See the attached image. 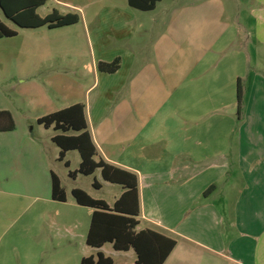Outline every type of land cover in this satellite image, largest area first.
<instances>
[{
  "label": "crops",
  "instance_id": "1",
  "mask_svg": "<svg viewBox=\"0 0 264 264\" xmlns=\"http://www.w3.org/2000/svg\"><path fill=\"white\" fill-rule=\"evenodd\" d=\"M53 13L79 21L13 24L18 35L0 39V81L19 83L17 97L0 98L16 126L0 132V264H80L112 247L87 245L94 210L72 191L112 207L126 190L100 169L70 177L79 152L60 161L53 138L64 133L37 122L76 104L85 105L95 161L138 178L137 231L177 241L164 264H264V0H161L148 12L128 0H48L37 10ZM144 20L158 35H142ZM86 50L91 65H68ZM116 58L115 74L97 70ZM53 174L66 202L52 198ZM81 177L93 178L89 188ZM107 187L118 188L110 202L94 194ZM16 218L28 225L8 231L4 221ZM119 253L136 260L133 250Z\"/></svg>",
  "mask_w": 264,
  "mask_h": 264
},
{
  "label": "trees",
  "instance_id": "2",
  "mask_svg": "<svg viewBox=\"0 0 264 264\" xmlns=\"http://www.w3.org/2000/svg\"><path fill=\"white\" fill-rule=\"evenodd\" d=\"M161 0H128L132 8L141 11H153ZM48 0H0V8L6 18L20 29H34L48 26L58 28L78 23L77 15L60 16L57 13L41 18L37 10ZM18 31L11 29L0 20V39L13 38ZM121 59L112 62H99L97 70L104 74H115L121 68ZM238 102L241 109V87L238 86ZM240 111V110H239ZM39 125L46 129L53 128L64 135L53 138V142L61 149L60 161H64L69 151H78L81 163L78 171L69 172L70 177L78 174L92 176L101 170L106 182L122 186L126 192L110 207L106 202L97 200L81 189L72 191L75 202L94 210L90 228L86 237L88 246L100 249L111 244L115 251L128 252L133 250L136 260L133 264H164L177 241L159 232L146 229L137 231L140 215L138 178L134 173L117 168L104 161H95L97 148L87 131L85 105L76 104L67 109L40 118ZM15 121L8 111H0V132H10L15 129ZM76 132L77 136L65 135ZM69 167L68 163H65ZM93 186L98 188L97 181ZM52 198L54 201L66 202V192L62 188L59 178L52 175ZM80 264H114L113 260L99 251L95 257H85Z\"/></svg>",
  "mask_w": 264,
  "mask_h": 264
},
{
  "label": "rangeland",
  "instance_id": "3",
  "mask_svg": "<svg viewBox=\"0 0 264 264\" xmlns=\"http://www.w3.org/2000/svg\"><path fill=\"white\" fill-rule=\"evenodd\" d=\"M39 14L43 15L45 14L44 11L40 10L39 11ZM242 16L245 18V24H250V16H249V9L246 7L242 10ZM233 15H228L227 18H225V22H228L230 23V19ZM0 20L5 23L7 26L13 28L14 25L12 22H10L6 16L3 14V12L1 11L0 9ZM244 20V19H243ZM144 22H146V26H147V29H148V32L142 34V35H158V32L159 30L157 31L156 28L159 26L156 25V24H152L150 21L148 20H144ZM251 25V24H250ZM147 36V43L149 44V48H151V44H152V38L151 37H148ZM147 44V45H148ZM86 46V45H85ZM89 50H86L85 53H83L82 56L80 57H68V65L70 63H75L79 66H83V65H91V61H92V58H91V54H89ZM121 59V58H120ZM115 60V59H114ZM113 61V60H112ZM111 61V62H112ZM121 63H122V59H121ZM65 67H67V64H64ZM60 64L59 63H56V66L54 67H59ZM0 80H3V78H1V75H0ZM16 84H19L16 80L15 77H13L11 80L5 82V83H2V81H0V98L2 97H17L18 95L15 94L16 93ZM14 88V90H13ZM17 95V96H16ZM100 179V178H99ZM93 182V178L92 177H81V180L78 182V185L81 186V187H84V188H89L91 183ZM64 186L69 189L70 186H71V181L68 180L67 182H64ZM115 189H118V188H111V187H107L105 189H103L100 193H94V194H97L96 196H100L104 199H106L108 202H110L112 199H113V195L115 193V191H118V190H115ZM93 191V190H92ZM95 192V191H93ZM28 221V220H27ZM5 223V226H6V229L9 228L8 231H15L17 230L21 225H24V226H27L28 223L25 222V224H23V221L21 219H15V220H5L4 221ZM4 239L6 240L7 239V236L4 237ZM106 256H109L112 260H113V263L114 264H129V260L126 259L124 256H123V253H119V252H115L113 251L112 247L110 245H106L105 248L103 250H101Z\"/></svg>",
  "mask_w": 264,
  "mask_h": 264
}]
</instances>
